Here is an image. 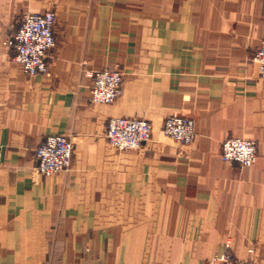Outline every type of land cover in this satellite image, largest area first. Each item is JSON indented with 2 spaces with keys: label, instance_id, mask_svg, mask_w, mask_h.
<instances>
[{
  "label": "crops",
  "instance_id": "crops-1",
  "mask_svg": "<svg viewBox=\"0 0 264 264\" xmlns=\"http://www.w3.org/2000/svg\"><path fill=\"white\" fill-rule=\"evenodd\" d=\"M53 11L49 72L27 77L4 47L28 13ZM264 0H0V264H264ZM118 70L122 95L89 102L91 75ZM195 121L180 145L170 116ZM111 118L144 119L152 139L119 152ZM75 144L46 177L35 149ZM228 137L255 141L252 167L223 161Z\"/></svg>",
  "mask_w": 264,
  "mask_h": 264
},
{
  "label": "built area",
  "instance_id": "built-area-1",
  "mask_svg": "<svg viewBox=\"0 0 264 264\" xmlns=\"http://www.w3.org/2000/svg\"><path fill=\"white\" fill-rule=\"evenodd\" d=\"M56 14H25L13 36L11 45L15 50L14 61L25 75L34 77L49 71V54L56 47ZM259 75L264 79V43L256 57ZM92 87L89 102L110 105L122 95L123 74L117 70L105 69L92 74ZM164 133L173 141L189 145L196 138L195 123L192 119L172 116L165 122ZM152 127L147 121L112 118L107 125V138L110 145L118 150L139 149L149 141ZM74 142L66 135H51L35 149L39 172L46 177L68 172L72 165ZM222 159L237 163L241 167H252L258 159L255 141L232 137L222 145ZM211 264H251L236 260L230 254L215 256Z\"/></svg>",
  "mask_w": 264,
  "mask_h": 264
},
{
  "label": "rangeland",
  "instance_id": "rangeland-1",
  "mask_svg": "<svg viewBox=\"0 0 264 264\" xmlns=\"http://www.w3.org/2000/svg\"><path fill=\"white\" fill-rule=\"evenodd\" d=\"M56 22H57V18H56ZM55 27H56V24H55ZM15 34H13L12 36H11V38L9 39V40H7V41H5L4 42V47H11L12 45H11V42H12V39H13V36H14ZM264 43V41L262 42V44ZM262 44H261V46H262ZM56 45H57V39H56ZM261 46L259 47V49L261 48ZM56 48V47H55ZM54 48V49H55ZM259 49H258V51H257V53H256V55L254 56V58H253V62H254V64L256 65V68H257V73H258V76H259V78L260 79H262L261 77H260V75H259V66H258V64H257V62H256V57H257V54H258V52H259ZM15 51V50H14ZM53 51V50H52ZM51 51V52H52ZM14 57H15V55H14ZM14 57H13V59H12V61L14 62V63H16L15 61H14ZM48 64H49V59H48ZM49 68H50V66H49ZM105 70V69H104ZM100 71H102V70H100ZM118 71V70H117ZM49 72V71H48ZM98 72V71H97ZM120 72V71H119ZM96 73V72H95ZM94 74V73H93ZM43 75H45V74H43ZM92 76V75H91ZM28 77V76H27ZM35 77V76H34ZM123 78H124V76H123ZM263 81H264V79H262ZM123 82H124V79H123ZM174 116H180V115H174ZM170 117H172V116H170ZM170 117H168V118H170ZM182 117H185V116H182ZM167 118V119H168ZM189 118V117H188ZM112 119V118H111ZM124 119H126V118H124ZM166 119V120H167ZM190 119H192V118H190ZM128 120H132V119H128ZM134 120H143V121H147V120H144V119H134ZM193 120V119H192ZM194 121V120H193ZM150 125H151V127H152V124L149 122V121H147ZM166 122V121H165ZM194 123H195V121H194ZM165 128V123H164V126H163V130H162V133H163V135L165 136V137H167V138H169L167 135H165V133H164V129ZM195 129H196V126H195ZM152 136H153V127H152V132H151V137H150V139H149V141L152 139ZM196 136H197V132H196ZM106 137H107V134H106ZM228 138H232V137H228ZM228 138H226L225 140H227ZM169 139H171V138H169ZM196 139V138H195ZM244 139V138H243ZM107 140H108V138H107ZM172 140V139H171ZM224 140V141H225ZM248 140V139H247ZM149 141H147V142H149ZM173 141V140H172ZM195 141V140H194ZM224 141L222 142V145H223V143H224ZM109 142V141H108ZM147 142H145V143H143V145L139 148V149H128V150H123V151H121V150H118V149H116V148H114L115 150H117V151H119V152H136V151H139L140 149H142V147L144 146V144H146ZM173 142H175V141H173ZM175 143H178V142H175ZM110 144V143H109ZM178 144H180V145H186V144H181V143H178ZM192 144V143H191ZM257 144V143H256ZM190 145V144H189ZM74 149H75V144H74ZM73 156H74V153H73ZM221 157H222V147H221ZM224 161V160H223ZM72 162H73V159H72ZM232 163V162H231ZM71 167H72V165H71ZM71 169V168H70ZM64 173H66V172H64ZM58 175V174H57ZM237 260V259H236ZM241 261H243V260H241ZM245 262H249V263H251V261H245ZM252 264V263H251Z\"/></svg>",
  "mask_w": 264,
  "mask_h": 264
}]
</instances>
